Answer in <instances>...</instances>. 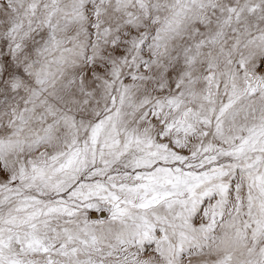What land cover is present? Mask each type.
I'll return each instance as SVG.
<instances>
[{"label": "snow or ice", "instance_id": "snow-or-ice-1", "mask_svg": "<svg viewBox=\"0 0 264 264\" xmlns=\"http://www.w3.org/2000/svg\"><path fill=\"white\" fill-rule=\"evenodd\" d=\"M0 264H264V0H0Z\"/></svg>", "mask_w": 264, "mask_h": 264}]
</instances>
